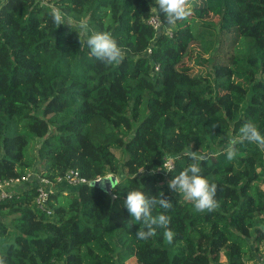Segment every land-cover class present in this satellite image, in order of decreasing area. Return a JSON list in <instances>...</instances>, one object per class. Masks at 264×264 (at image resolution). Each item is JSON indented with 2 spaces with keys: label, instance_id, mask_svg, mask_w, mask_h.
I'll use <instances>...</instances> for the list:
<instances>
[{
  "label": "trees",
  "instance_id": "trees-1",
  "mask_svg": "<svg viewBox=\"0 0 264 264\" xmlns=\"http://www.w3.org/2000/svg\"><path fill=\"white\" fill-rule=\"evenodd\" d=\"M190 3L193 14L176 26L155 0L0 3V183L27 174L50 183L42 208L35 179L0 200L5 264H254L260 256L264 149L245 142L233 160L223 153L245 122L264 135V0ZM53 7L65 25L52 23ZM97 31L116 40L122 63L89 55L85 41ZM189 150L207 157L201 175L217 185L214 212L194 211L167 187L191 162ZM166 159L174 168L164 174ZM69 171L84 183L66 184ZM107 176L117 179L113 199L88 186ZM130 190L172 202V244L159 228L136 238L139 225L129 226L123 208Z\"/></svg>",
  "mask_w": 264,
  "mask_h": 264
},
{
  "label": "clouds",
  "instance_id": "clouds-1",
  "mask_svg": "<svg viewBox=\"0 0 264 264\" xmlns=\"http://www.w3.org/2000/svg\"><path fill=\"white\" fill-rule=\"evenodd\" d=\"M155 5L163 17V22L169 26H176L178 22L186 21L193 14L190 0H155ZM65 16L66 14L58 7H53L50 13L51 21L56 27L65 25ZM77 26L82 33H88L89 27L86 21L81 20ZM85 45L89 55L105 66L119 65L125 58L122 48L106 31L92 32L85 41ZM215 126L214 124L212 127ZM245 142L264 149V135L252 122L243 123L239 129V136L232 139L224 149L223 154L226 155L227 160H233L238 151L236 145ZM183 155L191 162L167 181L168 189L173 193L182 194L183 199L192 204L194 211L214 212L219 207L216 199L217 185L201 175V163L207 157L192 150L184 152ZM173 168L174 164H170L166 172H172ZM158 170L160 169L151 170L149 174L154 175ZM140 173H143V169ZM111 187H113L112 184ZM157 206L164 211L154 216L152 212ZM123 208L131 217L129 226L139 225L135 232L138 240L147 241L156 236L159 228L163 229V238L167 243H173L176 234L169 227L171 217L166 214L172 208V202L163 198L162 192L157 199L146 195L143 191L130 190L123 200ZM0 264H5V257L0 256Z\"/></svg>",
  "mask_w": 264,
  "mask_h": 264
},
{
  "label": "built area",
  "instance_id": "built-area-1",
  "mask_svg": "<svg viewBox=\"0 0 264 264\" xmlns=\"http://www.w3.org/2000/svg\"><path fill=\"white\" fill-rule=\"evenodd\" d=\"M2 1L3 0H0V3ZM149 23L154 28L157 27V23L155 19H150ZM170 164H173L172 159H166V161L163 164L164 174L167 171L168 166ZM34 179L37 180L38 185H39L38 188L36 189L37 197L35 201L38 207L42 208L45 203L46 195H47V191L45 190V188L50 186V183L47 180L39 178L34 174H27L21 177L20 179H14V180L4 181L0 183V200H3L8 196L9 189L19 186L21 184L27 183L30 180H34ZM62 180L68 185H76L78 183H84L83 179L78 178L77 174L71 171L67 172ZM57 181H60V179H58ZM254 264H264V250L261 252L260 256L257 257Z\"/></svg>",
  "mask_w": 264,
  "mask_h": 264
},
{
  "label": "water",
  "instance_id": "water-1",
  "mask_svg": "<svg viewBox=\"0 0 264 264\" xmlns=\"http://www.w3.org/2000/svg\"><path fill=\"white\" fill-rule=\"evenodd\" d=\"M111 184L113 185V187L117 184L116 177L107 176V177L99 178V179L89 182L88 186L91 187L93 185L92 188H96V189H99L105 192L106 194L110 195L111 199H113L114 196L111 194V189L113 187H111Z\"/></svg>",
  "mask_w": 264,
  "mask_h": 264
},
{
  "label": "rangeland",
  "instance_id": "rangeland-1",
  "mask_svg": "<svg viewBox=\"0 0 264 264\" xmlns=\"http://www.w3.org/2000/svg\"><path fill=\"white\" fill-rule=\"evenodd\" d=\"M209 20L213 21L215 20V18H209ZM187 64L193 66V69H197L196 64L194 63V61L192 62H186ZM264 244L261 245V247H263ZM262 252V249H261ZM122 260V264H135L134 259L132 257H124L121 259Z\"/></svg>",
  "mask_w": 264,
  "mask_h": 264
},
{
  "label": "crops",
  "instance_id": "crops-1",
  "mask_svg": "<svg viewBox=\"0 0 264 264\" xmlns=\"http://www.w3.org/2000/svg\"><path fill=\"white\" fill-rule=\"evenodd\" d=\"M261 249H262V251L264 250V245H263V247L260 248V250H261Z\"/></svg>",
  "mask_w": 264,
  "mask_h": 264
}]
</instances>
